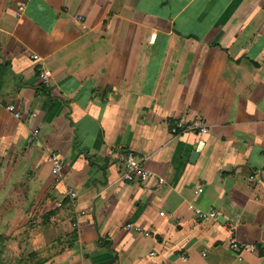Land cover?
<instances>
[{"label":"crops","instance_id":"1","mask_svg":"<svg viewBox=\"0 0 264 264\" xmlns=\"http://www.w3.org/2000/svg\"><path fill=\"white\" fill-rule=\"evenodd\" d=\"M22 1L0 0L3 220L53 234L49 264H264V0ZM197 119L202 153L170 128Z\"/></svg>","mask_w":264,"mask_h":264},{"label":"rangeland","instance_id":"2","mask_svg":"<svg viewBox=\"0 0 264 264\" xmlns=\"http://www.w3.org/2000/svg\"><path fill=\"white\" fill-rule=\"evenodd\" d=\"M13 194V192H12ZM17 197H12V205L15 207L21 205L23 202L21 199L17 200ZM14 207V210H15ZM0 219H7L6 205L0 208ZM13 210L12 208L10 209ZM13 210V211H14ZM13 219H17L13 216ZM16 225L10 226V221L3 220L4 223L0 227V264H49V261L56 255V250L59 248L56 244V238L50 232L43 229H37L33 231L34 235H31L28 229L23 227L17 228V225H22L23 221ZM39 234L44 236V243L41 245L40 238H34Z\"/></svg>","mask_w":264,"mask_h":264},{"label":"built area","instance_id":"3","mask_svg":"<svg viewBox=\"0 0 264 264\" xmlns=\"http://www.w3.org/2000/svg\"><path fill=\"white\" fill-rule=\"evenodd\" d=\"M28 0H23L18 8V14L21 15L24 10L26 9ZM34 60H38V56H33ZM40 78L44 80L46 83L48 82V75L46 73H40ZM7 110L15 115L16 118L21 117V113L17 111L14 107H7ZM34 117V115H33ZM171 132L174 135L180 134V132L186 130V128L194 130L199 139L197 142V147H196V152L197 153H202L204 149L206 148L207 141L205 137L209 134L210 132V127L207 121L204 119H197L195 121H192L190 125H188L187 122L183 120L179 121H174L172 124H170ZM33 138H37L39 136V130L35 129L33 132ZM30 140V139H29ZM32 140V139H31ZM121 161L123 163V178L128 180V181H136L139 178L148 179L150 177V174L141 167L139 164V161L137 158L132 153H126L124 156L121 157ZM52 162V171L53 175L60 177L61 176V171L64 167L63 162L60 160V158L56 155H53L51 158ZM68 196L72 200L77 199V193L76 191H68ZM193 207V206H190ZM199 217L203 219H210V220H215L219 217V213L216 211H210V212H204L202 210H196ZM244 251H249V252H254V246L249 244V245H244L243 246Z\"/></svg>","mask_w":264,"mask_h":264},{"label":"water","instance_id":"4","mask_svg":"<svg viewBox=\"0 0 264 264\" xmlns=\"http://www.w3.org/2000/svg\"><path fill=\"white\" fill-rule=\"evenodd\" d=\"M220 221H221V219H220Z\"/></svg>","mask_w":264,"mask_h":264}]
</instances>
